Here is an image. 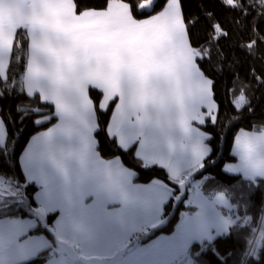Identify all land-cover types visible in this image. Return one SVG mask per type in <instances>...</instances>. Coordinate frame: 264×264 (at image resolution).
Instances as JSON below:
<instances>
[{"label": "snow or ice", "instance_id": "1", "mask_svg": "<svg viewBox=\"0 0 264 264\" xmlns=\"http://www.w3.org/2000/svg\"><path fill=\"white\" fill-rule=\"evenodd\" d=\"M184 2L103 0L102 8L83 10L81 16L80 0H75L76 22L68 26V39L59 52H52V58L59 60L61 55L71 58L83 52L88 59L109 62L121 78H127L139 89L142 101L162 103L165 94L179 93L181 88L188 90V115L183 128L186 135L193 138L191 179L188 176L178 179L179 171L168 161L145 154L150 152L146 143L139 146L144 153L135 152L138 159H143L142 164L132 165L136 168L133 175L145 182L139 187L145 188L149 195L160 196L170 214L167 226L159 229L164 235L157 236L154 232L152 237L156 238L149 237L150 243L140 250L142 255L179 251L186 264H264V127L250 122L249 131L241 129L235 136V148L230 155L239 163L224 164L221 168L227 180L226 184H221L222 191L213 189L217 183H213L215 177L209 171L223 158L218 141H226L233 128L247 119L244 111L251 109L250 115L255 112L251 100L242 93L235 104L229 102L233 110L240 109L235 113L237 119L232 120L228 115L221 117L217 100L221 73L217 63L226 57L216 48L221 40L232 39L234 25L240 27L237 17L243 18L244 30L257 8L262 10L260 16L264 17V0L251 3L248 0H239V3L207 0V7L201 3L200 14L192 16L185 14ZM72 3L73 0H42L44 8L62 6L69 15ZM208 8L213 15L208 14ZM22 23L20 19L11 18L0 23V186H3L0 196L12 199L22 211L25 202L39 205L25 214H34L44 221L55 209L48 207L52 201L46 183L35 180L29 171L38 170L42 164L44 147L59 127H52L53 121H62L71 111L60 105L55 111L50 106L46 108L48 101L39 91L34 61L27 62L25 71V57L17 56L18 48L27 46L20 28ZM37 27L44 31L47 25H33L29 31L34 33ZM17 39L20 40L18 48ZM259 42L264 44V40ZM255 43L253 40L248 44L247 57L253 55L250 50ZM32 46L39 48L35 39ZM249 75L258 88L264 87V63L252 68ZM91 94L97 99L107 94L106 99L114 103L107 82L93 79ZM111 111L101 106L102 120L94 121L98 144L105 152L119 151L127 160L132 151L128 147L125 116L122 112L109 116ZM223 120L229 121L227 127ZM101 122L103 129L99 127ZM9 137L13 145L11 154L7 150ZM117 139L119 148L115 143ZM131 141L134 144V136ZM209 196L213 197V204H209ZM193 205L200 211L192 215L181 211ZM206 205L212 208L210 219L204 216ZM177 213L180 223H177ZM55 219V216L48 217L49 223ZM28 223L35 225L36 222ZM56 223L59 227L60 222ZM25 231L27 229L17 221H0V233L7 232V241L0 237V264H6L4 253L13 247L31 251L50 247L45 236L40 234L48 232L46 227H37L35 236L24 245H17V238ZM256 232H259L257 239L246 238ZM241 238L246 245L242 255L238 253ZM49 264L55 261L50 260ZM153 264H173V261L157 260Z\"/></svg>", "mask_w": 264, "mask_h": 264}, {"label": "crops", "instance_id": "2", "mask_svg": "<svg viewBox=\"0 0 264 264\" xmlns=\"http://www.w3.org/2000/svg\"><path fill=\"white\" fill-rule=\"evenodd\" d=\"M76 13L74 0L70 15L62 6L44 8L42 0H35L34 4L33 0H0V23L10 18L20 19L23 21L20 27L28 31V61H34L41 96L51 102L55 110L60 105L71 111L70 116L52 125L59 127L44 147L42 164L38 170L29 171L35 180L46 183L52 201L48 207L55 209L56 219L50 225L45 223L46 218L40 221L34 215L4 217L0 221L14 220L27 229L17 238V245H23L37 234L30 230L38 224L28 222L38 219V223L42 222L54 235L53 243L47 234L40 233L48 240L52 251L66 245L77 253L75 263L101 259L105 264H121L127 256L150 243V240L144 243L141 240L164 220L165 206L160 196L149 195L145 188L139 187L145 182L134 181L135 171L119 157L105 159L97 150L94 135L97 113L89 94L92 80L107 82L115 100L111 115L122 112L125 116L128 147L135 146V152L144 153L139 146L146 143L150 152L145 154L168 161L179 172L192 162L193 138L188 142L179 137L180 133H185L181 122L185 118L179 115L188 100L175 99L177 93H171L165 94L162 103L142 101L139 89L127 78H121L113 64L88 59L83 52L71 58L61 55L59 60H54L52 52H59L67 41V29L76 22ZM80 15L83 16V11ZM33 25L47 27L44 31L37 27L33 33L29 31ZM34 39L39 45L37 49L32 46ZM106 95L100 103L105 108L111 102ZM234 148L235 142L233 151ZM153 187L164 191L159 185ZM198 209L196 206L194 213ZM0 237L7 241V232L0 233ZM41 251L24 249L20 257L13 254L4 257L16 263L27 261Z\"/></svg>", "mask_w": 264, "mask_h": 264}, {"label": "trees", "instance_id": "3", "mask_svg": "<svg viewBox=\"0 0 264 264\" xmlns=\"http://www.w3.org/2000/svg\"><path fill=\"white\" fill-rule=\"evenodd\" d=\"M75 2V0H74ZM237 3H239V0H236ZM249 3L252 2V0H248ZM201 3L205 4V7H207V0H185L184 2V12L186 15L192 16L200 14L201 12ZM76 7V3H75ZM103 7V0H80L79 9L80 10H90V9H98ZM77 11V7H76ZM80 11V12H82ZM261 9L257 8V10L253 13L252 18L248 20L247 22V28L244 30V21L242 17H237L236 19L240 22V27H237L234 25V31L231 33L232 39L229 41L221 40L220 45L217 46L216 50L220 51L226 59L223 60L220 63H217V68L220 70L221 78H220V85H221V91L217 94V100L219 103V110L220 115L223 118L225 115L231 116L232 120H236V112L240 109L237 108L233 110L231 108V105L229 102L231 101V104H235L238 97L243 93L247 96L249 100H251L252 104L255 106V112L254 114L250 113L252 112L251 109H248L247 111L243 112V116L247 117V119H243L238 125H236L232 132L228 134L227 140L220 139L218 142L220 144V153L223 154V158L220 160V162L213 168L209 169L212 176L215 177V181L213 183H217L213 185V189L217 191H222L221 184H226L227 180L224 179V176L221 173V168L226 164L227 162L236 161L237 159H234L230 153L233 151V146L235 142V136L239 134L240 130L243 129L245 131H249V123L255 122L257 127H264V87H259L255 82L252 81L251 76L249 75L252 68H259L261 63H264V44H261L259 41L264 40V17L260 16ZM208 14L213 15V12L210 8H208ZM253 20H255V24H253ZM22 30V35L26 36V44L27 46L24 49L19 50L18 45L20 43V40L17 39V56L23 55L25 57V71L27 69V62H28V54H29V35L28 31L25 27H20ZM259 38V40H257ZM253 40H256V43L253 45V48L250 50L253 55L251 57H247L245 55V52L249 51L248 44L252 42ZM214 63H216L214 61ZM237 73L235 76H231V73ZM228 73V74H225ZM248 77L245 79V77ZM90 97L93 101V104L95 106V110L97 113V120H102L101 112H100V103L103 98V95L97 99V97L92 96L91 94V87L89 90ZM115 102V100H113ZM26 103V102H25ZM33 103H36L33 101ZM114 103L111 101L109 105L106 108L113 109ZM51 107L53 111H55L54 106L51 102H48L47 107ZM112 112V111H111ZM111 112H109V116H111ZM57 121V120H56ZM53 121L52 125L56 122ZM229 121L223 120L224 127L228 126ZM51 125V126H52ZM99 127L101 129L104 128V124L101 122ZM220 128V125H217V130ZM212 130V129H208ZM95 138L97 140V150L99 151L100 155L105 158H113V157H119L122 162L129 168L133 169L136 172V168H134L132 165H140L143 163L142 159H138L135 156V146H130L129 148L132 151V154L128 157L127 160H125L122 156H120L119 151H114L112 153H108L103 151L99 144L98 140L99 137L96 134L95 130ZM117 147H120V144L115 141ZM214 144L217 143V141L213 142ZM7 150L9 154H11L13 150V145L11 142V137H9L8 143H7ZM123 149H121L122 151ZM219 155V153H218ZM134 181L137 182H144L142 181L138 175H135ZM203 188V187H202ZM204 190V189H203ZM262 200H264V196H262ZM32 207H37V205H30L27 202L23 205V211L20 210L19 205H15L10 198H1L0 199V218L4 217H27V216H33L34 214H25L26 211L30 210ZM179 211V210H178ZM181 211H187L190 213H193L196 211V206H190L188 208L181 209ZM56 212L48 214L46 217L45 223L47 225H50L53 220L49 223L48 217L55 216ZM35 216V215H34ZM163 218L167 219V222L170 219V214L168 213L167 208L165 207ZM181 217L179 216V213H177V223H179ZM167 223L156 228H152L151 232L142 238L141 242H146L149 240V237H152V234L155 232L157 235L164 234L159 232V229L162 227H166ZM39 227L40 229H44L45 227L48 229L47 226H44L42 222H40L35 228L30 230V233L34 234L37 233L36 229ZM40 233H45L41 231ZM47 236L53 241L54 235L53 233L48 229V232L45 233ZM259 236V232H256L254 234L249 235L246 237L247 239L255 240ZM154 238V237H152ZM235 238V237H234ZM239 248L238 253L243 254L245 251V241L241 238L238 240ZM249 248L252 247V245H248ZM52 252V247H49L47 250H43L40 253H38L35 257L24 261L20 264H45V262L49 259Z\"/></svg>", "mask_w": 264, "mask_h": 264}, {"label": "rangeland", "instance_id": "4", "mask_svg": "<svg viewBox=\"0 0 264 264\" xmlns=\"http://www.w3.org/2000/svg\"><path fill=\"white\" fill-rule=\"evenodd\" d=\"M171 98L174 99V96H172ZM175 99L188 100V90L186 88H181L180 92L176 94V98ZM182 110L183 111H180L179 117L180 118L181 117L182 118H186V116L188 115L187 109L183 108ZM181 122H183V121H181ZM179 137L182 140H188V142L190 140V136L186 135L185 133H180ZM192 143H193V139H192ZM238 163H239V160L237 159L236 161L227 162L226 164L238 165ZM191 171H192V167H191V164H190V165L186 166V169L183 172H179L178 179L179 178H184L186 176H188L189 179H191V177L189 176V173H191ZM0 188L3 189V186H0ZM202 190H203V188H202ZM213 203H214L213 197L209 196V204H213ZM198 211H200V209H198ZM184 212L188 213L189 215L194 214V212L193 213H190V212H187V211H184ZM211 213H212V208L206 205L205 208H204V216H205V218L206 219H210ZM163 219L164 220L159 223V225H158L159 227L167 223V219L166 218H163ZM38 222H39V220L37 219V222L35 223V225L39 224ZM179 223H180V221H179ZM151 230H149L145 234H148L149 232H151ZM145 247H143V248H145ZM59 249L55 248V250L52 251V254H51L50 258L48 259V261L45 264H49L50 260H54L55 264H85L83 262L75 263V260H73L72 258L67 256L64 252L61 251V249L60 250ZM12 250L13 249L6 250L4 255L7 256V255H10V254H13L12 256L18 255L20 257V255H21V253L23 252L24 249L15 248L13 251ZM36 254H38V252ZM4 259L6 261V264H20V263L25 261L24 260L22 262H16L15 263V262H11L13 260H8L7 257H4ZM157 260H172L173 264H186L185 257L179 251H175V252H172V253H166V254L147 255L146 256V255H142L140 253V250H138L137 252H134L132 256H129V257L127 256L125 259H123L121 261V264H153V262L157 261ZM114 264H120V263H114Z\"/></svg>", "mask_w": 264, "mask_h": 264}, {"label": "water", "instance_id": "5", "mask_svg": "<svg viewBox=\"0 0 264 264\" xmlns=\"http://www.w3.org/2000/svg\"><path fill=\"white\" fill-rule=\"evenodd\" d=\"M61 249L63 250V252L69 256L70 258H72L73 260H76L77 259V253L75 252V250H73L72 248L66 246V245H63L61 247ZM87 264H105L103 262V260L101 259H92V260H89L86 262Z\"/></svg>", "mask_w": 264, "mask_h": 264}]
</instances>
